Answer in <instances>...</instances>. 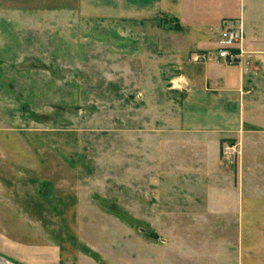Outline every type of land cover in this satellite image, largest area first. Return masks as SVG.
<instances>
[{"label":"rangeland","instance_id":"rangeland-1","mask_svg":"<svg viewBox=\"0 0 264 264\" xmlns=\"http://www.w3.org/2000/svg\"><path fill=\"white\" fill-rule=\"evenodd\" d=\"M225 1L179 0L170 11L217 37L224 18L254 13ZM37 2L0 18V229L108 258L137 248L160 264L166 240L185 235L198 242L189 253L214 256L210 264H238L241 254L264 263V144L247 160L242 147L222 154L241 179L205 181L197 165L192 179L178 174L184 136L163 126L182 98L168 81L184 70L168 60L184 43L181 24L168 14L90 19L57 9L69 0ZM135 237L144 240L128 243Z\"/></svg>","mask_w":264,"mask_h":264},{"label":"crops","instance_id":"crops-1","mask_svg":"<svg viewBox=\"0 0 264 264\" xmlns=\"http://www.w3.org/2000/svg\"><path fill=\"white\" fill-rule=\"evenodd\" d=\"M37 1L41 0H0V18L9 20L16 12L30 11L31 4L38 3ZM69 1H71V7L66 8L67 4H62L57 9H69L72 14H80L81 17L90 19L149 20L157 18L161 14H168L181 24L182 29L176 32V36L185 37L184 43L173 45L170 51L174 54L168 56V60L175 61L174 66L177 68V62L183 64L181 68L184 70L173 73L168 81L171 84L169 89L174 94H182V98L177 111L173 112L170 109L166 113L164 117L166 125L163 126L172 130L171 132L174 134L177 132V137L184 136L180 147L186 152L184 155L188 165L185 168L183 166V169L187 171H179L178 174H184L185 177L192 179L193 174L190 172V167L197 165L205 181L213 178L227 179L225 177H228L229 174H237L240 179L243 178L244 172L230 173L226 170L222 161V147L228 139L235 138L236 143L242 147V151L244 148L245 153L242 155L247 160L251 158L249 157L250 148L257 149L264 144V23L262 22L264 20V0L225 1L227 4L255 5L254 11L250 10L254 13L247 15L245 6L244 11L241 12L243 17L241 19L244 20L243 53L241 61L237 64H229L215 58L195 61L194 57L197 52L215 50L218 45V33L215 31L217 37L211 33L213 28L210 24L206 30L200 23L186 26L185 19L180 17L179 11H170L175 9L171 6L179 0ZM224 20L227 19L224 18ZM216 29L218 30V28ZM247 162L252 163L253 161L248 160ZM226 190L221 189L222 192ZM42 234V238L31 241L12 236L7 231L0 229V257L4 259L0 260V263H164L158 257V261L144 260L141 257L142 254L138 258L137 248L134 249L135 256L133 258H129L125 247L120 248V252L122 251L120 254H113V258H108L97 250L94 253L99 254H94L85 248L69 247L65 249L59 242L47 240L46 234ZM150 238L155 241L162 240L160 236L157 239L151 236ZM134 240L128 243H137V240L142 243L144 238L135 237ZM79 243L85 244L86 242L80 241ZM166 243L167 264H210L214 257L204 253L203 257H200L202 253H189L194 248L185 245L198 243L189 236H170ZM178 243H182L184 246L181 247ZM198 249L196 250L198 251ZM196 255L200 258L197 259ZM238 264L264 263L261 259L245 261L241 254Z\"/></svg>","mask_w":264,"mask_h":264},{"label":"built area","instance_id":"built-area-1","mask_svg":"<svg viewBox=\"0 0 264 264\" xmlns=\"http://www.w3.org/2000/svg\"><path fill=\"white\" fill-rule=\"evenodd\" d=\"M244 26L241 18L224 20L218 31V45L212 51H201L195 54V61H206L215 58L229 64H237L241 61L243 53ZM239 144L227 143L222 147V153L230 157L239 153Z\"/></svg>","mask_w":264,"mask_h":264},{"label":"water","instance_id":"water-1","mask_svg":"<svg viewBox=\"0 0 264 264\" xmlns=\"http://www.w3.org/2000/svg\"><path fill=\"white\" fill-rule=\"evenodd\" d=\"M48 192H50V188H49ZM150 236L153 238H156V239L159 238V235L157 233H154V232L150 233ZM0 260H4V259L0 257Z\"/></svg>","mask_w":264,"mask_h":264}]
</instances>
